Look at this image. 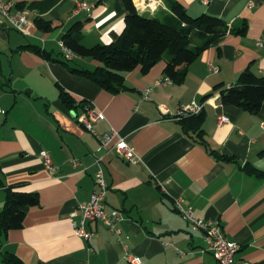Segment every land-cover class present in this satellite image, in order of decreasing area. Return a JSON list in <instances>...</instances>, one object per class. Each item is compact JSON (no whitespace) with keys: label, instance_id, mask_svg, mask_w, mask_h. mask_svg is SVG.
I'll list each match as a JSON object with an SVG mask.
<instances>
[{"label":"crops","instance_id":"1","mask_svg":"<svg viewBox=\"0 0 264 264\" xmlns=\"http://www.w3.org/2000/svg\"><path fill=\"white\" fill-rule=\"evenodd\" d=\"M9 1L11 12H23L29 27L28 34L0 27V213L9 188L37 194L38 205L27 210L21 228L0 232V264L7 253L23 264H129L126 253L141 264H218L204 251L201 233L174 209L177 199L194 217L219 221L225 238L240 246L236 263L264 264V103L251 114L223 105L215 91L234 86L247 68L264 75V0H175L190 16L208 14L228 26L247 27L243 35L227 34L205 50L181 84L157 86L148 99L142 91L164 76V57L146 74L139 67L126 73L125 89L111 94L63 63L91 71L97 61L68 60L59 49L78 22L85 46L115 41L124 29L122 0H53L36 9L28 6L47 0ZM81 1L93 7L72 15ZM133 3L145 17L163 19L169 12L163 0ZM39 17L50 22V31L37 29ZM60 90L76 108L62 103ZM190 102L202 106L204 144L172 118L178 106ZM80 103L101 112L94 131L117 132L133 147L135 162L98 150V139L75 119L83 111ZM220 116L228 122L219 125ZM40 151L49 153L55 174L44 168ZM100 157L108 187L105 209L120 211L123 219L118 234L99 220L86 223L92 233L87 241L74 234L69 215L95 190Z\"/></svg>","mask_w":264,"mask_h":264},{"label":"trees","instance_id":"2","mask_svg":"<svg viewBox=\"0 0 264 264\" xmlns=\"http://www.w3.org/2000/svg\"><path fill=\"white\" fill-rule=\"evenodd\" d=\"M52 1L35 2L28 7L42 8ZM122 1L126 11L124 29L115 41L106 45L85 46L82 43L79 22L75 23L61 39L73 57L89 58L99 63L90 71L73 68L63 62L69 71L83 76L111 94H117L125 89L126 73L139 67L141 73L146 74L163 57L166 61L164 76L172 83L181 84L188 66L205 50L218 46L227 34L243 35L247 27L245 22L238 26H228L221 18L208 14L190 16L183 5L175 0H163L169 10L163 19L145 17L137 11L133 0ZM34 24L43 32L52 29L50 22L40 17L34 20ZM24 48L45 59H51L50 54L39 47ZM215 91L219 93L223 105L256 114L264 103V75L255 74L247 68L240 73L234 86H217ZM60 99L67 108H76L73 99L62 90ZM77 106L85 109L82 103ZM204 120V113L201 111L199 114L182 117L178 121L186 134L196 142L204 144ZM217 157L224 158L223 155ZM246 170L254 172L250 167H246ZM256 174L263 175L259 172ZM37 205V194L9 188L0 213L1 234L21 228L27 210ZM3 260L5 264H23L11 253H7Z\"/></svg>","mask_w":264,"mask_h":264},{"label":"built area","instance_id":"3","mask_svg":"<svg viewBox=\"0 0 264 264\" xmlns=\"http://www.w3.org/2000/svg\"><path fill=\"white\" fill-rule=\"evenodd\" d=\"M203 1L205 2V0ZM13 6L14 4L9 0H0V27H8L21 34H28L29 21L27 20L26 15L21 11H16L14 13L11 12ZM92 7L93 4L82 1L76 2L75 7L72 10V15L77 14L80 11H89ZM59 49L65 58L73 57L72 53L62 42H59ZM171 83L172 82L169 78L165 76L160 77L153 85L146 86L143 89L142 98L148 99L150 93L155 87L165 86ZM201 111V105L195 102H190L189 104L178 106L176 113L174 115L172 114V118L179 120L180 118L188 115L199 114ZM102 117L103 115L101 112L88 106L85 107L82 112L77 114L75 119L87 131L95 135L98 139L99 151L107 153L113 150L123 159L129 162H135L133 147L130 146L123 138L118 137L117 132L109 130L103 134H97L94 131L93 124L101 120ZM217 122L219 125H223L228 122V119L220 116L217 118ZM262 127L264 129V123H262ZM39 157L42 160L44 168L51 175L55 174L57 168L52 164L49 153L46 151H40ZM102 161V157L97 158L96 160V171L93 176L96 188L91 193L89 200L78 205L77 208L69 215L74 234L87 241L91 239L92 233L86 230V223L99 220L108 228V230L118 234L119 229L116 225L123 219V215L120 211L114 209L108 212L105 209V196L108 187L104 178V172L101 165ZM72 166L77 167V161H72ZM174 209L179 213L192 231H198L201 233L205 243L204 251L211 253L218 264H250L247 262L236 263L234 261V256L240 246L236 242L225 238L219 221H207L194 217L192 208L183 207L179 199L174 202ZM75 218L78 219L75 220ZM125 259L129 264H141L140 258L130 253H126Z\"/></svg>","mask_w":264,"mask_h":264}]
</instances>
